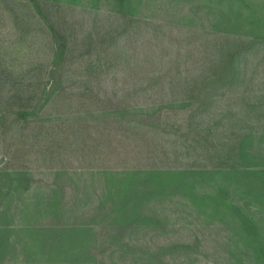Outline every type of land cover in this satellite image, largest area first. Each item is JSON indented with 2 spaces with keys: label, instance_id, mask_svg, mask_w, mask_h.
I'll list each match as a JSON object with an SVG mask.
<instances>
[{
  "label": "rangeland",
  "instance_id": "obj_1",
  "mask_svg": "<svg viewBox=\"0 0 264 264\" xmlns=\"http://www.w3.org/2000/svg\"><path fill=\"white\" fill-rule=\"evenodd\" d=\"M42 10L29 0H0V171L27 170L31 180L14 197L58 191L66 208L87 216L98 206L105 170L211 166L210 149L229 147L234 132L264 131V50L242 60L236 85L212 96L195 126H188L193 105L174 106L214 53V38L190 19L196 12L205 20L197 0H143L134 24L110 0H45ZM44 17L68 38L57 64ZM20 107L34 115L17 120ZM7 183L0 177L2 192ZM145 211L152 221L126 234L131 248L103 246L89 264H250L226 226L184 196L153 198ZM90 222L102 234L98 220ZM23 257L18 249L5 263Z\"/></svg>",
  "mask_w": 264,
  "mask_h": 264
},
{
  "label": "trees",
  "instance_id": "obj_2",
  "mask_svg": "<svg viewBox=\"0 0 264 264\" xmlns=\"http://www.w3.org/2000/svg\"><path fill=\"white\" fill-rule=\"evenodd\" d=\"M29 1L42 15L45 0ZM110 1L116 14L131 18L129 24L136 22L133 16L143 0ZM197 4L204 9L205 20L197 17L196 12L190 19L198 23L201 35L214 38V53L209 62L202 65V75L194 80L193 91H183L186 94L174 103L183 109L193 105L189 127L196 125L194 117L203 111L212 96L221 88L236 85L243 73L242 60L264 50V0H197ZM44 19L52 32L53 63L57 64L67 53L68 38ZM196 100L200 102L196 104ZM123 113L130 111L123 109ZM33 115L27 107L15 111V118L21 121ZM139 119L144 118L139 116ZM220 122L221 119L216 123ZM233 134L236 140L229 147L210 149L211 158L215 160L211 166L188 170H105V185L98 206L87 216L73 206L66 208L58 191L33 199L16 196L15 199L14 194L29 191V172L0 171V177L8 182L6 192H2L0 185V264L18 249L24 253L18 264H89L103 246L131 248L126 234L152 221L145 205L153 198L173 193L190 200L199 214L226 226L229 240L240 253L243 251L250 264H264V131L251 127ZM253 161L257 164L251 165ZM16 215L28 223H8V218ZM90 220H98L102 234ZM11 235L21 241L20 248ZM134 246L143 249L140 245ZM153 255L155 257L156 253Z\"/></svg>",
  "mask_w": 264,
  "mask_h": 264
}]
</instances>
